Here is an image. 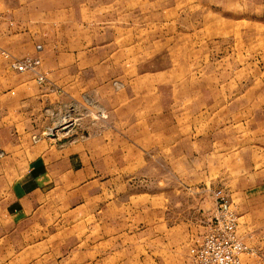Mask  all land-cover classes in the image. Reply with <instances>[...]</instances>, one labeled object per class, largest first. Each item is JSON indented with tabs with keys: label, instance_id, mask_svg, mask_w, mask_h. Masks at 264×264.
Returning a JSON list of instances; mask_svg holds the SVG:
<instances>
[{
	"label": "rangeland",
	"instance_id": "1",
	"mask_svg": "<svg viewBox=\"0 0 264 264\" xmlns=\"http://www.w3.org/2000/svg\"><path fill=\"white\" fill-rule=\"evenodd\" d=\"M42 2L57 22L45 61L58 64L45 72L59 87L48 88L63 96L39 111L28 100L22 131L0 134V264L129 254L162 203L175 221V203H214L211 189L234 212L264 203V0Z\"/></svg>",
	"mask_w": 264,
	"mask_h": 264
},
{
	"label": "crops",
	"instance_id": "2",
	"mask_svg": "<svg viewBox=\"0 0 264 264\" xmlns=\"http://www.w3.org/2000/svg\"><path fill=\"white\" fill-rule=\"evenodd\" d=\"M24 1L28 2L5 4L0 0V50L9 51L17 57L29 55L38 57L39 60L43 57L44 60L40 61L34 70L13 71L7 68L6 61L0 53V134L6 128L13 129V127L16 131H22L25 104L28 100L32 101V109L39 111L36 106L43 96H50L52 100H58L63 96V91L57 93L48 88V85L57 87L58 79L55 80L51 74L45 72V69L55 68V64H58L55 57H52L49 67L45 61L47 41H49L47 37L49 31L56 28L57 22L49 18L51 9L43 6L42 1L45 0H31L32 5L30 0ZM17 17L21 23L19 26L14 23ZM36 44H39V48H35ZM38 74L44 75V81L41 83L36 81ZM65 80L66 86L69 84L73 86L75 79L70 74ZM65 95L74 98L79 93L75 94V91L70 89ZM249 142L250 140H242L243 148L245 144L251 146ZM16 143V148L18 144H23L20 140ZM260 148L255 150L264 152V147ZM256 155L260 158L259 154ZM5 156L7 155L0 157V209L6 205L3 204L6 203L3 200L5 194L3 177H6L10 171V167L5 163ZM255 174L256 171H252L251 176ZM252 184H255V180ZM208 187H210L209 183L205 188ZM51 204L53 203H49ZM169 204L162 203L161 211L156 215V223L150 224V232L138 238L143 241L144 247L131 249L126 255L123 251H114L112 259L103 257L97 260V264H189L187 257L189 239L197 238L204 231L214 203H175L177 210L175 221H171L168 215ZM234 206L237 235L248 246L264 248V203H234ZM184 208L187 210L186 213L183 212ZM0 254H3V249ZM254 257L243 253L240 264H258Z\"/></svg>",
	"mask_w": 264,
	"mask_h": 264
},
{
	"label": "built area",
	"instance_id": "3",
	"mask_svg": "<svg viewBox=\"0 0 264 264\" xmlns=\"http://www.w3.org/2000/svg\"><path fill=\"white\" fill-rule=\"evenodd\" d=\"M9 67L16 70H34L38 60L30 56L13 57L1 50ZM38 80L42 75L38 74ZM213 210L204 231L188 247L189 264H240L243 253L258 254L246 245L236 233V215L220 189L212 190Z\"/></svg>",
	"mask_w": 264,
	"mask_h": 264
}]
</instances>
